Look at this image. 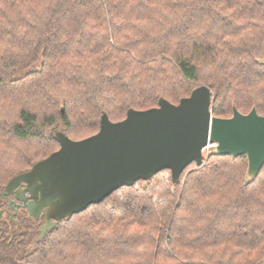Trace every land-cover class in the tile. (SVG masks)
Listing matches in <instances>:
<instances>
[{
	"label": "trees",
	"instance_id": "trees-1",
	"mask_svg": "<svg viewBox=\"0 0 264 264\" xmlns=\"http://www.w3.org/2000/svg\"><path fill=\"white\" fill-rule=\"evenodd\" d=\"M264 0H0V264H260L264 164L210 151L121 186L38 239L7 181L78 140L198 85L214 116L264 115ZM12 198V196H10ZM14 212V215L11 213Z\"/></svg>",
	"mask_w": 264,
	"mask_h": 264
},
{
	"label": "water",
	"instance_id": "water-1",
	"mask_svg": "<svg viewBox=\"0 0 264 264\" xmlns=\"http://www.w3.org/2000/svg\"><path fill=\"white\" fill-rule=\"evenodd\" d=\"M257 62L264 66V58ZM211 99L210 87L202 84L177 103L160 97L157 106L129 108L119 121L103 112L99 130L82 139L56 130L58 149L11 177L1 195L12 210L24 208L34 220L43 216L40 239L61 219L121 186L165 169L178 183L186 166L202 162L207 144H213L212 152L218 155H245V179L251 182L264 164V115L254 106L246 113L233 106L231 116L217 117Z\"/></svg>",
	"mask_w": 264,
	"mask_h": 264
},
{
	"label": "rangeland",
	"instance_id": "rangeland-1",
	"mask_svg": "<svg viewBox=\"0 0 264 264\" xmlns=\"http://www.w3.org/2000/svg\"><path fill=\"white\" fill-rule=\"evenodd\" d=\"M210 151H212V148L209 147L208 149H205V151L203 152V158L205 157V155H207Z\"/></svg>",
	"mask_w": 264,
	"mask_h": 264
},
{
	"label": "built area",
	"instance_id": "built-area-1",
	"mask_svg": "<svg viewBox=\"0 0 264 264\" xmlns=\"http://www.w3.org/2000/svg\"><path fill=\"white\" fill-rule=\"evenodd\" d=\"M213 144H207L204 148H203V152L205 151V149H208L209 147L213 148ZM204 155V154H203Z\"/></svg>",
	"mask_w": 264,
	"mask_h": 264
}]
</instances>
